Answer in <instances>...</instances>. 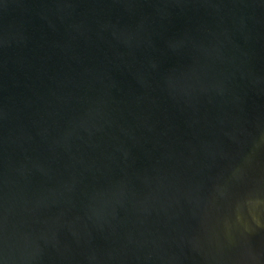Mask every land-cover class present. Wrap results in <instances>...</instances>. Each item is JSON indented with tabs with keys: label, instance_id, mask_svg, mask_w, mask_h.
<instances>
[{
	"label": "water",
	"instance_id": "1",
	"mask_svg": "<svg viewBox=\"0 0 264 264\" xmlns=\"http://www.w3.org/2000/svg\"><path fill=\"white\" fill-rule=\"evenodd\" d=\"M0 264H264V0H0Z\"/></svg>",
	"mask_w": 264,
	"mask_h": 264
}]
</instances>
